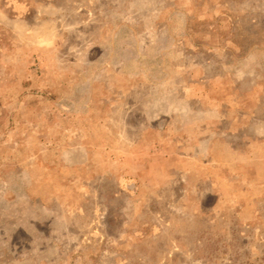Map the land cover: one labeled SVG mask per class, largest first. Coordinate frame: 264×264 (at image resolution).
<instances>
[{
  "label": "rangeland",
  "instance_id": "obj_1",
  "mask_svg": "<svg viewBox=\"0 0 264 264\" xmlns=\"http://www.w3.org/2000/svg\"><path fill=\"white\" fill-rule=\"evenodd\" d=\"M193 78L261 117L264 0H0V264H264V143L164 135Z\"/></svg>",
  "mask_w": 264,
  "mask_h": 264
},
{
  "label": "crops",
  "instance_id": "obj_2",
  "mask_svg": "<svg viewBox=\"0 0 264 264\" xmlns=\"http://www.w3.org/2000/svg\"><path fill=\"white\" fill-rule=\"evenodd\" d=\"M190 83L192 84L191 86L188 85L190 97L185 102L183 96L182 102L176 104L174 114L169 113L173 111V108L169 110V106H164L165 136H171V132H175L178 144L184 146L186 142L191 141L206 147L208 146L206 153L210 157H213L214 161H220L216 150L221 149V147L224 148L229 160L233 157L238 158L235 149L238 142H243L245 145L259 143L260 141L264 143V113H260L261 117L252 120L250 127V121L243 118L246 117L247 119L248 113L242 104L238 102L232 104L224 101L212 105V103L203 102L197 91V81H194L193 78ZM198 127L206 128L204 129V134H201V136H198L199 133L196 134ZM241 127H244L246 130L241 131ZM249 128H251V134L248 133ZM253 146L248 145L246 152H249V149ZM178 157L184 159V161L189 160L187 161L188 165L194 163L195 156L190 155L186 150H183L182 155ZM248 158H250L249 155ZM249 160H252V158ZM222 165L230 166V163L217 162L216 166Z\"/></svg>",
  "mask_w": 264,
  "mask_h": 264
}]
</instances>
